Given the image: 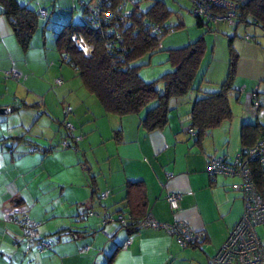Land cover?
<instances>
[{
    "label": "crops",
    "instance_id": "0c3cea01",
    "mask_svg": "<svg viewBox=\"0 0 264 264\" xmlns=\"http://www.w3.org/2000/svg\"><path fill=\"white\" fill-rule=\"evenodd\" d=\"M18 1L45 7L47 20L53 19L44 26L38 21L24 48L0 12V108L5 110L0 113V264H207L239 218L242 202L228 188L236 178L209 177L205 160L232 159L241 146L244 123L257 124L264 132V20L261 26H228L223 20L210 24L208 38L218 40L217 57H201L194 88L170 100L161 128L146 130L140 124L141 112L104 113L75 70L61 59L54 40L48 43L43 37L46 26L56 31L72 22L74 13L80 20L91 0ZM225 29L237 57L228 98L231 117L196 142L185 131L186 113L196 90L213 91L225 77L227 48L217 32ZM207 60L209 66L213 62L211 69L205 68ZM11 71L17 76H9ZM254 90L258 107L252 112ZM63 137L67 147L59 146ZM72 137L79 139L74 142ZM127 182H140L141 208L153 220L182 221L192 230H202L201 246L181 247L160 228L129 234L113 222L102 227L101 216L76 219L86 207L99 215L122 207ZM171 191L179 194L176 209L164 199ZM103 192L106 195L98 198ZM121 211L129 216L127 207ZM8 213L13 219L25 216L35 222L38 238L48 246L37 250L20 242L21 230L7 219ZM254 231L264 241V224L254 226Z\"/></svg>",
    "mask_w": 264,
    "mask_h": 264
},
{
    "label": "trees",
    "instance_id": "16d2710c",
    "mask_svg": "<svg viewBox=\"0 0 264 264\" xmlns=\"http://www.w3.org/2000/svg\"><path fill=\"white\" fill-rule=\"evenodd\" d=\"M140 1L135 0L132 4L127 0H91L78 22L65 23L55 31L54 45L60 52L61 59L75 70L84 89L97 100L104 113L122 116L141 112L140 124L146 130H152L161 128L166 123L170 100L194 88L192 80L198 70L204 41L202 36H198L181 46L167 48L166 60L171 69L155 79L144 81L138 74V67L143 63L135 64L136 59L142 54H150L160 49V40L169 32L168 28L174 30L182 24V21L177 19L174 23L167 22L171 10L162 0H151L146 6H141ZM233 2L235 3L234 25L250 23L261 26L264 20V0ZM93 8L95 13L88 14L87 12ZM39 9L45 10V15L40 16ZM104 11L107 14H103ZM0 12L5 16L18 43L24 48L29 45L30 36L38 26V21L41 20L43 26L46 24L44 21H47L45 7L33 8L18 0H0ZM193 16L196 25H201L203 22L215 23ZM151 26H158L159 30H151ZM70 34L80 37L86 49H78L69 39ZM229 39L230 37L227 41L228 59L224 79L213 91L196 90L197 94L194 95L186 113L187 128L192 130L196 142L209 129L223 121H228L231 117L228 98L233 94L231 80L237 57ZM251 93L255 94L256 90ZM71 129L67 127L68 131ZM260 129L257 124H242L240 148L250 146L260 138L264 133ZM252 135L256 138L251 143H247V138ZM62 140L67 141L66 137L60 142ZM71 147L73 150L76 149L74 145ZM250 165L255 185L260 187L258 167L255 163ZM131 188L133 189L130 190ZM125 190L122 207H127L129 212V219L125 225L116 222L117 216H128L121 211L122 207L102 215L97 214L91 207H86L76 214V219L82 220L91 215L101 216L102 227L106 222H113L118 227L125 228L129 234L137 231L134 225L145 214L141 208L143 199L141 184L127 182ZM133 190L136 191L135 194ZM97 197L102 198L101 193ZM131 198L138 201L133 202ZM20 242H23L22 232Z\"/></svg>",
    "mask_w": 264,
    "mask_h": 264
},
{
    "label": "built area",
    "instance_id": "2783aa9c",
    "mask_svg": "<svg viewBox=\"0 0 264 264\" xmlns=\"http://www.w3.org/2000/svg\"><path fill=\"white\" fill-rule=\"evenodd\" d=\"M190 2L191 13L206 20L216 22L223 20L227 25H234L235 3L231 0H188ZM134 4L135 0H127ZM95 8V6H94ZM90 10L88 14L95 13ZM96 9V8H95ZM128 13V11H126ZM40 16L45 15V10L39 9ZM107 14L106 11L102 12ZM96 16V15H94ZM151 30H159L158 26H151ZM169 31L172 28H168ZM245 38L247 34L243 35ZM69 39L78 49H86L80 37L74 34L69 35ZM65 57H63L64 59ZM11 77H16L17 73L11 71L8 73ZM59 83V79L54 80ZM249 110L254 112L258 107L255 94L250 95ZM69 129L71 127L67 125ZM186 133L192 135L190 128L185 129ZM79 137H74V141ZM61 147L67 146V141L60 142ZM33 150V149H30ZM251 163H255L260 173V187H256L253 178ZM205 173L209 177L223 175L230 178H236V181L228 185L229 190L239 194L242 202V211L237 221L229 228L223 242L219 248L209 257L207 264H264V241L260 240L254 226L264 224V133L252 145L239 148L232 159L223 156H207L205 160ZM105 196V193H101ZM170 209L177 208L179 199L178 192H167L164 196ZM90 214V212L88 213ZM7 219L13 221L21 228L22 241L34 245L37 250H42L48 246L45 240L38 238L36 232L37 224L25 216L13 219L8 213ZM129 216L116 217L119 225H125ZM103 223V220L102 222ZM164 229L168 234L175 237L181 247L197 246L200 247L205 240V234L202 230H192L182 221H174L171 224L159 223L151 218L149 214L142 216L134 225L135 230L141 228ZM128 243V239L123 244Z\"/></svg>",
    "mask_w": 264,
    "mask_h": 264
},
{
    "label": "rangeland",
    "instance_id": "374dc122",
    "mask_svg": "<svg viewBox=\"0 0 264 264\" xmlns=\"http://www.w3.org/2000/svg\"><path fill=\"white\" fill-rule=\"evenodd\" d=\"M151 0H141L140 5L146 6ZM165 2L166 6L171 10L170 16L167 22H176L177 19L182 21V24L177 26L174 30H171L164 34L160 40L161 48L155 50L150 54H142L136 59L135 64H141L138 67V74L144 81H149L157 78L160 74L171 69L170 64L166 60L167 51L169 47L181 46L188 41L195 39L198 36H202L204 41V50L201 57H217L218 54V40L214 38H208V35L212 32L206 30L209 29L210 24L203 22L201 25L195 24V17L190 13V3L188 0H162ZM48 17V16H47ZM53 17L48 18L46 24L48 25ZM72 22H78L77 14L74 13ZM77 19V20H76ZM43 22V23H44ZM82 22V21H80ZM56 29V28H55ZM55 29L52 26H46L43 33V37L47 40L48 43L54 40ZM213 31V30H211ZM219 34H222L227 48V41L230 37V31L225 29L224 31H217ZM212 65L209 66L208 60L205 63V68L211 69ZM143 73V74H142ZM198 73V71L196 72ZM144 77H143V76ZM196 75V74H195ZM195 78V76H194ZM193 78V81H194ZM80 81V79L78 78ZM202 80L201 76L198 77L195 81V84L198 85ZM81 83V82H80ZM160 87V84H158ZM34 130H39L37 125H35Z\"/></svg>",
    "mask_w": 264,
    "mask_h": 264
},
{
    "label": "water",
    "instance_id": "95a60500",
    "mask_svg": "<svg viewBox=\"0 0 264 264\" xmlns=\"http://www.w3.org/2000/svg\"><path fill=\"white\" fill-rule=\"evenodd\" d=\"M5 112L4 108H0V113Z\"/></svg>",
    "mask_w": 264,
    "mask_h": 264
}]
</instances>
